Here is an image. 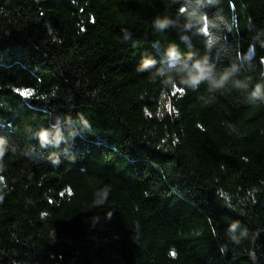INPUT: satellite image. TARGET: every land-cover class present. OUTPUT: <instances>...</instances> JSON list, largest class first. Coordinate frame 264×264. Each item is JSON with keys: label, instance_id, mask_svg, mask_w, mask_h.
I'll list each match as a JSON object with an SVG mask.
<instances>
[{"label": "trees", "instance_id": "16d2710c", "mask_svg": "<svg viewBox=\"0 0 264 264\" xmlns=\"http://www.w3.org/2000/svg\"><path fill=\"white\" fill-rule=\"evenodd\" d=\"M184 3L0 0V264H264V0Z\"/></svg>", "mask_w": 264, "mask_h": 264}, {"label": "clouds", "instance_id": "9594fccd", "mask_svg": "<svg viewBox=\"0 0 264 264\" xmlns=\"http://www.w3.org/2000/svg\"><path fill=\"white\" fill-rule=\"evenodd\" d=\"M177 16L185 18L188 22L187 26H192L194 23L199 25V31L201 35H206L207 46H211V43L215 42V37L211 33H205V21L207 20L206 15L198 14L194 8H191L187 0L184 4H181L177 9ZM174 20L164 19L162 21H157L156 26L159 31H163L169 26V24H174ZM208 28L217 27L215 21L207 25ZM152 63L151 61H146V66ZM235 66H230L224 71L217 72L213 64L209 63L206 58L199 60H192L191 55L186 59L181 61H172L168 64L165 69H158L157 75L164 76L165 78H172L175 74V78L171 79V82L175 83L177 79L182 82L185 89L187 88H197L200 84L206 83L209 91H214L217 89H223L225 85L229 82L231 76L236 72ZM235 87L238 89H248L249 85L243 81H236ZM264 85L256 84L249 93V98L252 100L260 99L264 101V91H262ZM4 150L0 146V161L3 160ZM3 168L0 167V172ZM235 225H233V230Z\"/></svg>", "mask_w": 264, "mask_h": 264}, {"label": "rangeland", "instance_id": "374dc122", "mask_svg": "<svg viewBox=\"0 0 264 264\" xmlns=\"http://www.w3.org/2000/svg\"><path fill=\"white\" fill-rule=\"evenodd\" d=\"M167 110H168V100L166 96L164 95L160 102L158 116L161 118Z\"/></svg>", "mask_w": 264, "mask_h": 264}, {"label": "snow or ice", "instance_id": "6c2138e0", "mask_svg": "<svg viewBox=\"0 0 264 264\" xmlns=\"http://www.w3.org/2000/svg\"><path fill=\"white\" fill-rule=\"evenodd\" d=\"M22 95H23V93H22Z\"/></svg>", "mask_w": 264, "mask_h": 264}]
</instances>
